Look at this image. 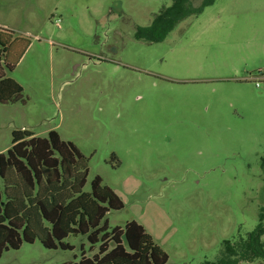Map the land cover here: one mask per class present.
Returning <instances> with one entry per match:
<instances>
[{
	"label": "rangeland",
	"instance_id": "obj_1",
	"mask_svg": "<svg viewBox=\"0 0 264 264\" xmlns=\"http://www.w3.org/2000/svg\"><path fill=\"white\" fill-rule=\"evenodd\" d=\"M171 4L0 0V27L18 40L5 77L23 88L0 104V154L16 130L57 131L88 160L84 191L99 176L124 202L109 231L135 220L167 264H207L224 241L246 239L264 208V0H215L163 42L137 40ZM65 242L73 249L24 243L0 264H66L99 250L83 235Z\"/></svg>",
	"mask_w": 264,
	"mask_h": 264
},
{
	"label": "trees",
	"instance_id": "obj_2",
	"mask_svg": "<svg viewBox=\"0 0 264 264\" xmlns=\"http://www.w3.org/2000/svg\"><path fill=\"white\" fill-rule=\"evenodd\" d=\"M214 2L203 0L195 7L192 0H172L151 25L137 27L135 38L161 43L180 22L200 15ZM17 41L12 31L0 27V104L23 92L22 86L4 73V66L10 71L16 66L11 53ZM88 176L86 157L57 131H50L47 137L28 130L14 131L11 147L0 154V259L6 251L37 240L49 250H72L65 240L83 235L92 246L99 245L98 252L91 257L83 253L79 262L66 264H167V253L137 221L109 231L108 213L124 209V202L99 176L92 182V191L85 192ZM259 219L246 239L224 241L219 259L207 264L264 262V208Z\"/></svg>",
	"mask_w": 264,
	"mask_h": 264
},
{
	"label": "flooded vegetation",
	"instance_id": "obj_3",
	"mask_svg": "<svg viewBox=\"0 0 264 264\" xmlns=\"http://www.w3.org/2000/svg\"><path fill=\"white\" fill-rule=\"evenodd\" d=\"M140 41V40H139ZM142 41V40H141Z\"/></svg>",
	"mask_w": 264,
	"mask_h": 264
}]
</instances>
